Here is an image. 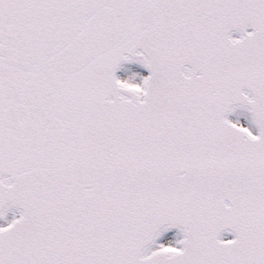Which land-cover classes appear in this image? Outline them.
<instances>
[{
  "label": "snow or ice",
  "instance_id": "1",
  "mask_svg": "<svg viewBox=\"0 0 264 264\" xmlns=\"http://www.w3.org/2000/svg\"><path fill=\"white\" fill-rule=\"evenodd\" d=\"M0 264H264V0H0Z\"/></svg>",
  "mask_w": 264,
  "mask_h": 264
}]
</instances>
